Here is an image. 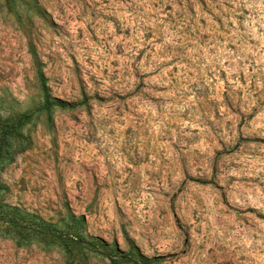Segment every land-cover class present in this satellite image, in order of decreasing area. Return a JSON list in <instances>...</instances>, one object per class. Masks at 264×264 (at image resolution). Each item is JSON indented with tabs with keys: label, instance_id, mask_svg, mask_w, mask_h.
<instances>
[{
	"label": "rangeland",
	"instance_id": "1",
	"mask_svg": "<svg viewBox=\"0 0 264 264\" xmlns=\"http://www.w3.org/2000/svg\"><path fill=\"white\" fill-rule=\"evenodd\" d=\"M0 264H264V0H0Z\"/></svg>",
	"mask_w": 264,
	"mask_h": 264
},
{
	"label": "trees",
	"instance_id": "2",
	"mask_svg": "<svg viewBox=\"0 0 264 264\" xmlns=\"http://www.w3.org/2000/svg\"><path fill=\"white\" fill-rule=\"evenodd\" d=\"M57 102H58L59 104H64V103H63L62 101H60V100H58Z\"/></svg>",
	"mask_w": 264,
	"mask_h": 264
}]
</instances>
